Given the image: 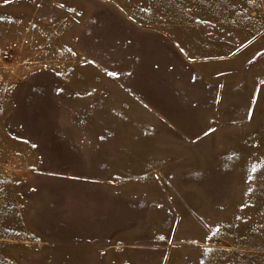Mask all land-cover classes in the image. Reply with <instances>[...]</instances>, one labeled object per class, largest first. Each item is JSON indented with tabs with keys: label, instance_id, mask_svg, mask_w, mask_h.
Wrapping results in <instances>:
<instances>
[{
	"label": "rangeland",
	"instance_id": "374dc122",
	"mask_svg": "<svg viewBox=\"0 0 264 264\" xmlns=\"http://www.w3.org/2000/svg\"><path fill=\"white\" fill-rule=\"evenodd\" d=\"M0 264H264V0H0Z\"/></svg>",
	"mask_w": 264,
	"mask_h": 264
}]
</instances>
